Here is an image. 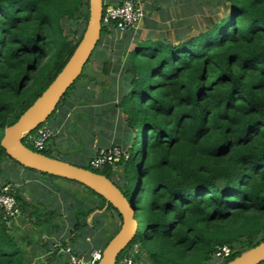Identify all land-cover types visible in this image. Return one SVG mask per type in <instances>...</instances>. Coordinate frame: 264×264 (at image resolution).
I'll return each mask as SVG.
<instances>
[{
	"label": "trees",
	"instance_id": "trees-1",
	"mask_svg": "<svg viewBox=\"0 0 264 264\" xmlns=\"http://www.w3.org/2000/svg\"><path fill=\"white\" fill-rule=\"evenodd\" d=\"M227 1L231 12L208 30L179 44L146 41L127 53L123 149L135 148L137 139L140 147L117 163L123 175L114 182L122 190L131 168L125 195L133 194L138 223L126 250L131 264H208L218 245L231 248L220 263L227 264L264 242V0ZM88 20L89 0H0V142L62 71ZM105 35L115 32L103 28ZM87 64L61 102L86 77ZM102 67L111 74V61ZM7 161L18 164L0 145V194L11 182ZM112 168L101 174L117 178ZM15 198L26 218L48 228L49 214L41 221L17 189ZM105 206L103 199L96 209ZM90 213L77 215L86 225ZM35 242L28 232L17 239L0 213V264H37L36 251L21 247Z\"/></svg>",
	"mask_w": 264,
	"mask_h": 264
},
{
	"label": "crops",
	"instance_id": "crops-1",
	"mask_svg": "<svg viewBox=\"0 0 264 264\" xmlns=\"http://www.w3.org/2000/svg\"><path fill=\"white\" fill-rule=\"evenodd\" d=\"M142 2L144 4L146 17H144V20L138 26L128 32L129 34L122 35L114 31L113 54H107L109 50L101 47L104 41H110L108 38L109 35L102 37L101 42L95 50L94 55L96 58H102L104 60H107V58L111 59L112 74L115 72L114 77L112 75L113 86L104 88L102 87L101 81L94 79L93 75V78L89 79L91 75L87 77L86 74V77L76 83L75 87L61 103L54 115L53 121L49 125L54 133L52 139L49 141L51 142L49 148L52 147L55 158L77 166H85L88 165L99 148L111 147L113 144L124 146L128 140V134L124 132L126 127L124 123L125 114L120 108L119 103L131 90L130 77L127 73V69L130 67V56L127 55V53H129V51H127L129 44L134 41L136 45L133 49H135L140 43L150 40H162L173 44H179L182 38H190L186 36L187 34L191 35L190 28L192 22L195 21L193 17H184V13H180L177 8L171 7V1L169 2L168 0H142ZM120 39L126 41L123 46L119 45L122 44V41H116ZM113 59L116 63L114 68ZM120 117L122 123L119 122ZM25 172L27 174V179L31 180V183L27 186L28 197L26 199L28 203L33 208H37L38 212L44 209L46 210L50 203H55L52 197L54 195L52 194V196H49L50 193L63 190H57L55 188L52 190L54 182L52 179H47L41 174ZM77 186H79V190H82L83 185L77 184ZM46 190L47 194L45 193ZM89 199L90 202L88 204L85 200L84 202L75 203L73 200L67 199L68 206H71V208L65 205L63 210L67 216L69 215L67 220L71 223L72 227H75L77 222L82 223L84 221L82 215H78L79 219H76V206L77 210L93 211L97 208L96 206H98L99 202L97 203L94 197ZM56 205L61 207L59 199ZM107 210L105 206L104 213L107 212ZM100 211L103 210L99 209L91 216V219L96 218V220L93 224H90V227H83L81 230H77L76 233L86 234V231H102L101 229H105V225L111 223H113V230L118 229L117 231H119L122 219L114 211H112V219L110 218L111 220L105 221L102 224L103 227H99V224L102 222L96 215L98 214L104 218ZM26 219L23 217L19 219V225H17L15 234L22 235L28 232L33 235L35 241H38L41 234L47 233L49 236L56 234L49 226L48 228H44V226L38 227L33 224L32 220L30 223H26ZM53 239L56 240V237H53ZM33 245L29 243L27 247H21H24L26 251L30 252L32 248L35 250L38 249L37 245ZM94 249H102V246L98 245L96 248L90 250L88 254H85V259L89 258L88 256H90ZM75 252L79 253L78 251Z\"/></svg>",
	"mask_w": 264,
	"mask_h": 264
},
{
	"label": "rangeland",
	"instance_id": "rangeland-1",
	"mask_svg": "<svg viewBox=\"0 0 264 264\" xmlns=\"http://www.w3.org/2000/svg\"><path fill=\"white\" fill-rule=\"evenodd\" d=\"M110 0H104V3H108ZM169 2L171 1V7L173 8H177V10H179V12L184 13V17L185 16H191L193 17L195 21L192 22V26H191V35L187 34L186 37H194L196 35H198L200 32L206 31L208 30L213 23L215 22H219L224 16H226L228 13L231 12V7L230 4L227 0H168ZM146 17V16H145ZM70 25H66L64 27V31H68V27ZM80 33V34H79ZM82 34V29L81 32L79 31L78 34H76V36L74 37V41H77L80 36ZM121 34V33H120ZM124 35V34H122ZM110 39V41H104L101 45V47L103 48H107L109 51H107L108 53H112L113 54V36H109L108 37ZM122 39V38H121ZM120 40H116V41H121ZM123 42V41H122ZM135 42L132 41L129 46L127 51H131L134 47H135ZM95 51L92 54V59L91 62L89 64H87V67L85 69V72L87 73V77L91 75V77H89V79L93 78L92 75L94 76V79H98V81H101L102 87L104 88H108L113 86V77L115 75L112 74V67H111V74L110 75H105L104 71H103V67H102V62L104 59L102 58H96V56L94 55ZM107 60L111 61L110 58H107ZM116 63L115 60L113 59V68L115 67ZM113 75V77H112ZM118 77V76H117ZM119 79V78H118ZM62 103V102H61ZM61 103L59 104V106L57 107L56 111L51 115V117H49V119L42 124L39 128L42 127H46L49 126L52 121H53V117L56 114L58 108L60 107ZM119 122H121V117L119 118ZM134 135V134H133ZM132 135V137H133ZM142 138V137H141ZM28 142V139H26ZM132 141V139H131ZM28 144V143H27ZM49 144H51V142L47 143V146L45 148V150H49L51 149L50 153L53 155L52 152V147L49 148ZM112 146L118 147L120 150H123L124 146L120 145V144H113ZM111 146V147H112ZM140 147V140L137 139L136 140V145L135 148H127L125 149L130 156H132L133 154L136 153L137 148ZM68 158V157H67ZM61 160V159H60ZM8 164V165H7ZM142 165V164H141ZM88 167L89 169H91L88 165H85L84 167ZM3 169L4 171H6L8 174H4L5 177H9L10 178V183L8 184V186H10V191H7V193H9L10 195H14L15 197V193H16V189L20 192V194L26 199L28 197L27 194V186H29V184L31 183L30 179H27V174L25 171L30 172V173H34V174H41L44 177H46L47 179H52L53 185H52V190L55 188L57 190H63V191H54L53 193H50L49 196H52V194L54 196L53 199L55 201V203L53 202V204H49V207L46 208V210L44 211H40L39 214H43V216L41 217V221L47 219V217H45V214H49L50 220H49V227L56 232V234H54L53 236H49L47 233L41 234L40 237L38 238V241L35 242L36 245L38 246V249H34L36 251V254L34 255V262L33 263H37V264H47V262H50V264H56V263H60L58 256L61 260L62 263H65L68 261V256L69 253H76L73 251H78L81 254H88L90 252V250H92L93 248H96L98 245L102 246L101 250H104V248L106 247V245L108 244L110 238L112 236H115L118 233V229H114L113 230V223L105 225V229L102 228L100 230H94V231H86V234H81V233H76L77 230L75 229V227H72L71 223L67 220V216L65 214V211L63 210V208H65V205L68 206L67 203V199H71L73 200L75 203H79V202H84V200L87 202V204L90 202L91 197H94V199L96 200V202L98 204V206H96L97 208H102L103 207V199L101 197H99L98 195H96L93 191H91L90 189H88L87 187L82 186V190H79V186L81 185L79 183L75 184L73 182H69L68 180L65 179H61L58 177H53L50 175H46V174H42L39 173L37 171L28 169L23 167L20 164H13L9 161L6 162V164H3ZM112 169H114V171H119L121 174H117V178L116 176H113L109 173V172H105V175L113 180L116 181V179L119 180V183L122 180V175H123V169L122 166H117L115 165ZM97 173H103L102 169L101 170H94ZM138 171V170H137ZM125 179L127 180V184L124 186V188H122V191L124 194H128L129 188H128V181H130L131 177L133 176V173L131 172V168H127L126 169V174L124 175ZM3 177V175L1 176ZM1 181V178H0ZM2 182H0L1 184ZM136 185V184H135ZM134 185V186H135ZM134 186L132 188H134ZM63 192V194H62ZM45 193L47 194V190L45 191ZM45 194V196H46ZM132 193H130L129 195V199H132ZM64 197V198H62ZM16 199V198H15ZM51 199V197H50ZM60 200V206L62 207H58V205H56L57 200ZM17 202V200H16ZM64 203V204H63ZM59 204V202H58ZM21 205V204H20ZM20 205L17 202V207L19 212L15 215V217L10 221L9 226L11 231H13L14 235L16 236V238L18 239L17 234H15V230L17 228V225H19V219L21 217L26 219V216L24 215V213L20 212ZM71 208V206H68ZM77 206L75 207V212L79 213L80 211H85L88 212V210H80V209H76ZM99 209H96L95 211H91L90 216L87 218V224L85 225L84 223H82L81 229L83 227H90V224H93L96 220V218H93L91 220L90 217L95 214V212H97ZM101 215L104 216V218H102L100 215H96L98 217V219L101 220L102 223L99 224V227L102 226V224L105 221L111 220L113 217L112 214V210H107V212L104 213L103 211H100ZM76 213L75 216H78ZM70 218V217H69ZM111 218V219H110ZM77 219V217H76ZM33 222H35L36 218L31 219ZM30 218L27 217L26 219V223H30L31 222ZM89 222V223H88ZM103 227V226H102ZM48 231V230H47ZM25 232V231H24ZM50 232V231H48ZM116 232V233H114ZM51 233V232H50ZM77 237L75 240H73V237ZM53 237H56V240L53 239ZM35 245V246H36ZM33 249V248H32ZM129 250V245L128 247L118 256V260H117V264H123L124 261H126L125 259H130L128 258L129 253L127 254L126 252ZM70 251V252H69ZM143 259H146L145 256L143 254H139ZM37 260V261H36ZM225 258H220L217 255H215L212 258V261L209 262L208 264H220L223 261H225ZM41 261V262H39ZM49 264V263H48ZM129 264V262H128ZM264 264V263H262Z\"/></svg>",
	"mask_w": 264,
	"mask_h": 264
},
{
	"label": "water",
	"instance_id": "water-1",
	"mask_svg": "<svg viewBox=\"0 0 264 264\" xmlns=\"http://www.w3.org/2000/svg\"><path fill=\"white\" fill-rule=\"evenodd\" d=\"M104 6V0H89V20L78 47L41 96L20 116L15 124L5 130L0 145L11 159L23 167L79 183L103 198L106 208L111 206L117 211L122 219L121 227L104 248L102 258L98 263L117 264L118 256L128 247L138 227L132 199L129 200L107 176L58 158L48 157L32 150L25 142L26 135L33 134L51 117L67 91L82 75L84 67L91 59L101 39ZM1 210L0 207V213ZM262 263H264V242L227 264Z\"/></svg>",
	"mask_w": 264,
	"mask_h": 264
},
{
	"label": "built area",
	"instance_id": "built-area-1",
	"mask_svg": "<svg viewBox=\"0 0 264 264\" xmlns=\"http://www.w3.org/2000/svg\"><path fill=\"white\" fill-rule=\"evenodd\" d=\"M117 4V6H114ZM102 19V26L109 31H117L121 34H127L138 26L146 16L142 0H120L112 4H106ZM54 133L49 126L38 128L33 134H27L26 139L31 141L34 148L38 151H44L47 143L52 139ZM130 158L126 150H120L118 147H101L91 158L89 166L92 170H103L106 167H114L120 160ZM0 194V207L2 219L9 225L10 221L19 212L14 195H10V186L2 188ZM70 252V251H69ZM74 252V251H73ZM101 249H94L88 259L85 254L69 253L67 264H98L102 258ZM232 254L231 248L227 245L216 246L215 255L220 258H227ZM123 264H131L130 259H125Z\"/></svg>",
	"mask_w": 264,
	"mask_h": 264
},
{
	"label": "clouds",
	"instance_id": "clouds-1",
	"mask_svg": "<svg viewBox=\"0 0 264 264\" xmlns=\"http://www.w3.org/2000/svg\"><path fill=\"white\" fill-rule=\"evenodd\" d=\"M105 4H107V3H105ZM105 8V7H104ZM26 141V140H25ZM125 150V149H124ZM146 150H144V154L143 155H145L146 154ZM118 163V162H117ZM88 165H89V163H88ZM117 165V164H116ZM90 170H92V169H90ZM104 170V169H103ZM102 170V171H103ZM92 171H94V170H92ZM94 172H96V171H94ZM113 181V180H112ZM114 182V181H113ZM115 183V182H114ZM118 186V185H117ZM119 188V187H118ZM120 189V188H119ZM121 190V189H120ZM122 191V190H121ZM129 198V197H128ZM130 200V199H129ZM132 201H133V205H134V209H135V211H136V207H135V201H134V199H132ZM135 216V215H134Z\"/></svg>",
	"mask_w": 264,
	"mask_h": 264
}]
</instances>
